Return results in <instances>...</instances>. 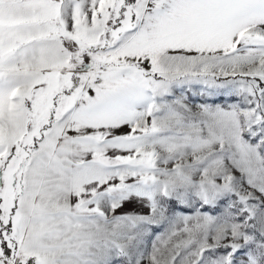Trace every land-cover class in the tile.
Listing matches in <instances>:
<instances>
[{
	"label": "snow or ice",
	"instance_id": "6c2138e0",
	"mask_svg": "<svg viewBox=\"0 0 264 264\" xmlns=\"http://www.w3.org/2000/svg\"><path fill=\"white\" fill-rule=\"evenodd\" d=\"M0 264H264V0H0Z\"/></svg>",
	"mask_w": 264,
	"mask_h": 264
}]
</instances>
